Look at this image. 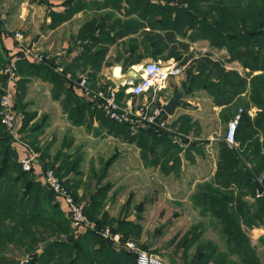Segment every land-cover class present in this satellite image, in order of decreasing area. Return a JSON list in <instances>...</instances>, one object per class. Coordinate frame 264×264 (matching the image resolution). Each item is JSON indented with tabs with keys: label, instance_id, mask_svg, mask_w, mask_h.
Here are the masks:
<instances>
[{
	"label": "trees",
	"instance_id": "1",
	"mask_svg": "<svg viewBox=\"0 0 264 264\" xmlns=\"http://www.w3.org/2000/svg\"><path fill=\"white\" fill-rule=\"evenodd\" d=\"M110 2L118 10H122L125 5L123 9L126 19H115L110 27L113 35L105 33L102 25L92 24L86 27L82 39H91L96 43L97 28L99 36L106 37L104 43L108 41L111 44L118 39L128 38L124 44L128 53L125 66L141 63L144 60L143 54L155 61L165 62L174 58L181 66L188 64L185 71V93L191 95L198 90L208 91L215 106L222 108L220 119L224 124L230 123L239 110H242L235 134L238 146L232 147L224 139L217 141L215 175L211 182L199 186L193 197L194 205L202 209L203 215H210L214 226L219 228L226 251H218L213 243L202 244L194 262H261L245 228L264 227V193H259L255 183V179H261L260 184L264 187V0ZM199 41H207L210 50H225L227 55L215 59L210 51L206 54L191 51V46ZM140 48L144 53H139ZM25 62L27 61L21 60L18 67ZM234 62L241 64L243 73L238 69L227 68V64ZM24 66L36 74L45 72L44 78L51 76L55 80L59 79L63 85L66 83L63 77L44 64L38 66L26 63ZM18 91L21 93H18L17 99L22 101L25 97L22 83L19 84ZM120 98L121 93L119 100ZM71 99L77 105L75 115L71 116L80 124L79 120L83 121L84 118L85 104L68 93L66 109L70 108ZM252 107L261 110L254 117L249 114ZM106 120L119 131L130 129L128 125L117 124L107 117ZM179 130L188 136L194 127L186 122ZM12 139V135L0 122V144L5 145L0 153V223L7 217L6 220L17 225L10 229L0 226V264H16L17 261L6 258L5 251L9 245L16 246L19 243L17 237L21 236L23 230L31 235L35 233L33 242L40 243L39 247L42 248L41 253L32 258L30 264H136V254L126 250L124 243L133 240L139 248L147 249V246L138 242L142 228L126 218L117 223H108L106 213L101 218L97 217L103 207V197L96 196V201L89 200L84 207V212L94 227L85 234L78 235L67 219L66 209L59 201H55V194L39 180L31 183L30 178L37 176L22 169V158H19L18 150L13 148ZM134 139L140 141L139 146L146 151L157 147L181 149L182 146H188L192 153L201 152L206 147L196 141L190 142L189 139L177 144L168 134L158 136L151 129L139 130ZM60 158L62 163L55 170L61 178H66L72 171L73 164L63 153ZM47 167L43 163V169ZM64 182L65 185L70 184L65 179ZM70 190L80 201L75 192ZM20 195L19 202L13 200ZM31 201L33 205L26 212ZM21 211L24 212L19 214ZM105 228L121 234L122 243L116 244L103 238L100 230ZM49 233L54 235L51 240L45 237ZM202 233V227L196 225L186 234L193 244L199 241ZM22 245L24 244L19 246L23 247Z\"/></svg>",
	"mask_w": 264,
	"mask_h": 264
},
{
	"label": "crops",
	"instance_id": "2",
	"mask_svg": "<svg viewBox=\"0 0 264 264\" xmlns=\"http://www.w3.org/2000/svg\"><path fill=\"white\" fill-rule=\"evenodd\" d=\"M110 1L43 0L40 3H30L27 0H0V56L8 61L17 52V42L12 31H22L27 43L35 44L40 52L51 56L55 62L58 61L66 71L76 77L87 76L93 87L119 88L120 102L131 99V96L125 93L129 87L127 81L131 71L138 73V78L134 81L137 82L141 77L142 67L153 59L143 54L144 60L141 63L125 66L128 53L124 44L128 38L118 39L111 44H108V41L104 43L106 37L99 36V28L95 33L96 43L91 39H82L86 27L92 24L102 25L105 33L113 35L110 27L115 19H126L123 9L125 5L122 10H118L111 6ZM207 44V41H199L193 44L190 50L197 53V45L205 47ZM197 49L199 51V48ZM139 53H144L142 48ZM224 57L223 55L222 58ZM159 62H176L180 65L174 58ZM26 63L39 66L32 61L17 66L20 79L29 80L21 104L18 103L17 96L13 99L16 110V136L12 146L18 150L20 159L25 155V146L28 145L26 142L39 140L45 144L47 140L60 139L61 145L65 147L64 156H68L73 163L77 161L69 175L64 178L70 182V189L85 204L89 200L96 201V196H102L103 207L97 217L101 218L103 213H106L108 223H117L125 218L134 222L142 228L138 242L153 252H159L158 247L164 244L163 238L158 237L157 229L152 228L149 232L145 230L144 227L150 225L149 218H159L162 215L168 219L183 218L189 212L188 206H185L186 202H189L193 210H201L202 214V209L194 205L193 197L199 186L211 182L217 169V154L213 152V148L208 147L210 145L202 148L201 152L192 153L188 146H182L181 149L157 147L150 151L143 150L139 146L140 141L134 139L137 133L130 129L119 131L117 127H112L98 104L80 90L71 86L65 89L62 87L52 96L51 85L45 82L41 74L30 72L24 66ZM187 66L188 64L182 66L184 72L181 75L168 78L165 88L157 96V102L165 106L178 93H182L174 115L168 117L178 131L186 122L194 127V130L187 134L190 142L202 141L209 138L204 134L206 116L209 114L207 111L210 110L211 113L212 110L220 117L222 108L215 106L212 96L206 90L194 91L191 95L185 93ZM227 68L236 69L229 68L228 65ZM13 86L8 80H0V93L13 92ZM44 89L48 95L43 98ZM67 93H72L85 104L84 118L83 121L79 120L80 124L71 116L75 115L74 109L77 108L75 101L71 99L74 103H70V108L66 109ZM150 96L151 93H147L138 100L143 101ZM199 126L202 127L201 130ZM18 139L26 142H20ZM69 141H72L71 146L68 145ZM67 149H71V152H66ZM83 155L96 158L92 160L91 157L88 160ZM37 161V164L42 163L39 157ZM90 162L93 164L88 166ZM37 164L36 168L39 170ZM85 164L87 168L83 166ZM165 187L172 189L166 192L163 190ZM215 229L220 235L216 225ZM247 230L251 232L250 235ZM245 232L251 238L261 262L164 263L264 264V227L245 228ZM220 239L225 244L224 240ZM224 250L226 251V245L220 252Z\"/></svg>",
	"mask_w": 264,
	"mask_h": 264
},
{
	"label": "built area",
	"instance_id": "3",
	"mask_svg": "<svg viewBox=\"0 0 264 264\" xmlns=\"http://www.w3.org/2000/svg\"><path fill=\"white\" fill-rule=\"evenodd\" d=\"M13 37L17 42V52L11 56L6 64L3 74L6 76L8 83L13 84V92L5 93L0 100V122L7 131L14 137L16 136V110L13 99L18 95L17 86V66L21 60L32 61L37 64H45L52 68L58 75L64 77L66 83L80 90L86 97L94 100L104 115L117 124L128 125L133 133L139 130H153L158 136L163 133L168 134L174 143L180 144L181 140L188 138L182 132L176 130L165 112L164 106L158 104L157 96L165 88L166 82L171 76H179L184 72V67L176 62L163 64L162 62L151 60L141 69V77L137 82L129 84L125 90L131 99L120 102L119 88L117 87H93L87 76H74L71 72L59 64L58 61L38 50L35 44L26 42L22 31H12ZM199 51L202 54L209 52L207 45ZM151 93L146 100L139 101L138 98ZM242 110L229 123L228 130L224 140L232 147L236 146L235 134L236 128L241 117ZM25 155L20 163L22 169L26 172H33L39 181L45 187L50 189L66 209L74 231L78 235H83L88 229H92L94 224L89 221L84 212L85 202L78 201L73 192L65 185L64 179L61 178L54 169H43V164H37L38 155L29 146H25ZM36 164L40 167L36 168ZM259 183L261 179H258ZM259 196V194H258ZM103 238L109 239L116 244L122 243V236L115 234L109 228L100 230ZM126 250L136 254V264H165L164 260L155 252L144 250L138 247L133 240H127L124 243ZM31 258L26 257L20 263L28 262Z\"/></svg>",
	"mask_w": 264,
	"mask_h": 264
},
{
	"label": "rangeland",
	"instance_id": "4",
	"mask_svg": "<svg viewBox=\"0 0 264 264\" xmlns=\"http://www.w3.org/2000/svg\"><path fill=\"white\" fill-rule=\"evenodd\" d=\"M207 47L209 48V51L212 52V56L215 59H219V58L221 59L223 55L224 56L227 55L225 50H221V51L212 50V49L210 50L209 44H207ZM197 48L201 49L203 47L197 45L195 50L197 52H200V51H198ZM52 60H54V59L52 58ZM6 63H7V61L2 56H0V80H3V81L7 80L6 76L3 74V70L5 68L4 66H6ZM234 63L235 64L231 63V64H227V65L229 68H236L241 73H243L244 69L241 66V64H239L238 62H234ZM39 74H41L42 78H43L45 72H40ZM255 74H258V73H255ZM46 76L48 77L47 74H46ZM44 80H45V82H47L48 84L51 85L52 96L57 93V90L62 89V87L65 89L69 86L65 83H64V85L61 84L59 79L55 80L51 76H50V78L49 77L44 78ZM28 81L29 80H26V79L21 80L19 75H18V79L16 81L18 88H19L20 83H22L23 88H26V84ZM64 89H63V91H66ZM20 93L21 92H19V94ZM42 93L45 94L43 96V98L48 95V92L45 89L43 90ZM2 95L3 94L0 93V100H1ZM65 99H66V102H68L67 101V95H65ZM18 102L21 104L22 101L19 100ZM70 103L73 104V101H70ZM260 111H261L260 109H258L256 107H252L249 111V114L251 117H254ZM207 112H209V114H207V116H206V125H205L204 134L209 136V138L204 139L202 141H196V142L202 143L201 145H204V146L206 145V147L208 145H210L208 147L213 148L214 149L213 152L215 154H217L215 151L216 150L215 145L217 143V139L222 140L224 138V136L228 130L229 124L222 123L220 117L218 115H216V113L213 112L212 110H211V113H210V110H208ZM201 129H202V127L200 128V126H199V130H201ZM12 137H13L12 140L14 142V140H15L14 136L12 135ZM185 139H187V138H185ZM185 139L181 140V143H185ZM18 140L20 142H22L23 139H18ZM24 142H26V141H24ZM41 142H42V140H41ZM26 144H28L27 146H29L30 148L34 149L36 155H38L41 162L48 165L47 168L55 170L56 168L60 167V164L62 163V158H60V156L62 153H64L63 151L65 148L61 145L60 139L54 138L51 141L47 140V142L45 144L40 143L39 140H34L32 142L28 141V142H26ZM68 145L71 146L72 141H69ZM237 146H238V144L236 143L235 147H237ZM4 148H5V145L0 144V153L3 152ZM66 152L70 153L71 149H69V150L67 149ZM86 156H84V157L87 158L88 160L91 157H92V160L94 158H96V156H88V155H86ZM76 163H77V161H75L74 163L72 162V164H75V165H76ZM82 164L83 163H81V165ZM91 164H93V162H90L88 166H91ZM83 166L85 168H87L86 164ZM30 181H31V183L37 182L38 179L31 177ZM30 185H32V184H30ZM66 185L69 187L68 184H66ZM1 189L3 191V188H1ZM169 189H172V187H167V188L165 187L163 190L167 192V190L169 191ZM4 195H5V193H3V196ZM3 198H5V197H2V199ZM20 199H21V195L18 198L16 197L13 200H15L16 202H19ZM0 200H1V196H0ZM39 200H41V199H39ZM55 201L58 202V199L56 197H55ZM54 204H56V203H54ZM32 205H33V201H31L30 205L28 207H26V212L30 210V206H32ZM1 206L2 205L0 204V210H2ZM185 206H188V209H189V212L186 213L185 217H183V218L180 217L178 219H175V218L168 219L162 215L159 218H149L150 225L148 227H144L147 232L152 230V228L157 229L159 232L158 237L163 238L162 242L164 245L158 247L159 252H157V250H156L155 253L157 252V254H159L163 258L164 262H194L195 256H197L198 253H200L199 246L202 244H210V243L216 244L218 251H220L221 249L223 250L225 248V244L221 241V239H220L221 237L218 234L217 229H215V226L213 224V220L210 217V215L203 216L200 212L201 210H199V209H197V211L193 210L191 208V205L189 204V202H186ZM23 212L24 211H21V213H19V214H22ZM9 217H10V214H9ZM6 218L7 217H5V220L3 221V223L1 222L2 224L0 223V226H4L7 229H10L11 226H17V225H14V223L9 222V220H6ZM67 219L70 220L69 218H67ZM196 225H200L202 227L203 233L200 236V239L198 242L191 244L190 237L186 234V232H188L190 229H192ZM27 226H29V225H27ZM247 233L249 235L251 234V232L249 230H247ZM53 236L54 235H51L50 233L45 235L47 240L48 239L51 240L53 238ZM35 237H36L35 233H34V235H31L30 233L23 230L21 236L17 237L19 243H17L16 246H14L12 244L8 246L7 250L5 251L6 258L17 261V262H15L16 264H21L20 262L23 259H25L26 257H30L31 259L28 262L23 263V264H30L31 261L33 260L32 258H34L36 255H39L41 253V250H42V248L39 247L40 243L37 244V243L33 242ZM41 237L43 238V236H41ZM148 239H149V236H148ZM166 240H168V241H166ZM255 240H256V238H255ZM170 241L171 242L173 241V243H169ZM20 244H24V245H22L23 247H20L19 246ZM32 245L34 247H32ZM144 249L147 250L146 248H144ZM148 251L153 252V250H149V249H148ZM233 258L237 259L236 257H233Z\"/></svg>",
	"mask_w": 264,
	"mask_h": 264
},
{
	"label": "water",
	"instance_id": "5",
	"mask_svg": "<svg viewBox=\"0 0 264 264\" xmlns=\"http://www.w3.org/2000/svg\"><path fill=\"white\" fill-rule=\"evenodd\" d=\"M123 63V62H122ZM130 78L127 81V84L133 83L135 80H137L138 78V73L134 70L131 71V75H129ZM183 94L182 93H178L174 98H172L165 106H164V110L165 112L172 116L174 115L175 109L177 108V106L180 103V99L182 98ZM248 174H250L251 177L255 178L249 171H247ZM255 183L256 186L258 188V191L260 194L264 193V187L259 183L258 180L255 179Z\"/></svg>",
	"mask_w": 264,
	"mask_h": 264
}]
</instances>
